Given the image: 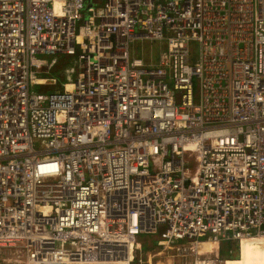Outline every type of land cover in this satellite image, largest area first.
I'll return each mask as SVG.
<instances>
[{"label": "built area", "instance_id": "1", "mask_svg": "<svg viewBox=\"0 0 264 264\" xmlns=\"http://www.w3.org/2000/svg\"><path fill=\"white\" fill-rule=\"evenodd\" d=\"M244 240L264 246V0H0V264Z\"/></svg>", "mask_w": 264, "mask_h": 264}, {"label": "bare ground", "instance_id": "2", "mask_svg": "<svg viewBox=\"0 0 264 264\" xmlns=\"http://www.w3.org/2000/svg\"><path fill=\"white\" fill-rule=\"evenodd\" d=\"M212 247V243H200V248H206L207 251ZM238 251L239 255L234 258L233 261L200 264H264V246H262L258 241L244 240L241 242Z\"/></svg>", "mask_w": 264, "mask_h": 264}, {"label": "rangeland", "instance_id": "3", "mask_svg": "<svg viewBox=\"0 0 264 264\" xmlns=\"http://www.w3.org/2000/svg\"><path fill=\"white\" fill-rule=\"evenodd\" d=\"M135 45L136 48L139 50L140 48H142L145 52H146V56L148 55V52L150 50V46L154 47V50H152V59L156 58L157 55V51H158V47L156 46V43H154L153 45L150 44L149 41L147 40H135ZM71 67H73V61L71 57L68 56H64V55H60L59 56V61L56 63V65L52 68L51 71L47 72V74H45V76H53L56 77L58 82L61 81H65L66 77H65V70L66 69H70ZM141 237L144 238H150V236L145 235V234H141ZM239 251H237L236 249L234 250L233 254H231V257L236 258L238 257ZM225 254H227V250L225 249ZM229 259V258H228ZM226 260V259H225ZM234 259H229V261H233ZM249 260V259H248Z\"/></svg>", "mask_w": 264, "mask_h": 264}, {"label": "trees", "instance_id": "4", "mask_svg": "<svg viewBox=\"0 0 264 264\" xmlns=\"http://www.w3.org/2000/svg\"><path fill=\"white\" fill-rule=\"evenodd\" d=\"M221 253H224V249L221 250ZM229 259H234L233 257L229 258ZM229 259L227 258L226 260L224 261H229Z\"/></svg>", "mask_w": 264, "mask_h": 264}]
</instances>
